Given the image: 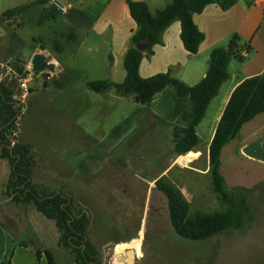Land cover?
<instances>
[{"label":"crops","instance_id":"1","mask_svg":"<svg viewBox=\"0 0 264 264\" xmlns=\"http://www.w3.org/2000/svg\"><path fill=\"white\" fill-rule=\"evenodd\" d=\"M14 1L20 2L15 5L18 7L37 0ZM68 1L71 8L64 15L67 19L66 29H75L77 36H95L98 42L94 43L89 50L95 53L101 47L106 50L100 62L101 77L96 80L108 79L113 82H122L125 78L117 77L122 75L116 70V66L119 64V59L123 61L130 46L132 33L136 28L128 10L127 0H76L80 6L86 4V9H82L78 4L74 5L73 0ZM132 1H144L149 9L151 8L150 0ZM96 7L98 9H94ZM7 10L9 9H5L0 14ZM19 17L0 19V33L8 35L9 31L6 28L17 24ZM194 21L205 35L198 54L190 55L184 48L180 37L181 23L176 20L164 31L162 43L154 47L153 55L143 59L140 75L147 78L170 72L173 77L182 80L188 86H194L207 73L211 51L218 47L226 48L235 35L239 37V45L243 47L242 55L246 60L237 64L235 61L230 63L229 79L222 85L218 96L209 105L210 107L215 99L221 97L215 112V126L207 144L208 153L216 126L234 89L245 79L264 73V0H238L229 10H222L218 5L211 4L201 14L195 15ZM41 42L36 40L39 48L27 61L22 60L25 64H29L32 57L41 52ZM10 44L11 42L9 46ZM247 47L250 48L249 51L246 50ZM52 60L58 64V71L52 78L56 79L61 91L69 90L71 96L66 97L68 101L64 97L61 108L60 138L56 135L48 136L46 142L48 148L44 151L38 148L36 152L34 148L38 145L33 143L30 137H25L21 129L20 142L30 145L36 155V165L32 174L33 182L46 187L50 192L56 194L63 192L81 206L86 201H90L86 197L90 195V192L88 193L86 189L90 186L94 188L95 179L100 173H103V178L106 177L104 181L108 188L117 189V186L112 184V178H126L131 186L130 189H135L137 192L142 188H145L147 193L155 189V181L162 175H167L174 167V163L170 162L168 166L163 165L158 168L156 161H148L147 150L149 147H156L160 141L163 142L166 128L171 129L172 126L180 124V116L189 109V104L180 101L174 92L168 89L146 105L135 103L137 106L131 113H122L120 107L130 101L133 102L132 99L120 97L113 91L96 93L94 101H90L92 109L89 111V119L86 120L84 119L86 105L80 98L83 95H90L86 91H91L87 87V83L91 80L83 77L82 70L66 67L59 59ZM232 70L234 72L231 73ZM80 82L82 84L78 85ZM33 91L34 89L31 88L28 99L31 98ZM222 91H224L223 95ZM28 111L29 105L22 106V115ZM98 120L112 121L106 128L101 129ZM166 124L169 126L165 127ZM137 133L141 135L146 133V142L129 144L130 139ZM147 141L150 143L149 146ZM58 148L62 151V156L56 151ZM199 149L200 145L198 151ZM163 155L162 153L161 156ZM220 159L222 174L228 187L251 188L264 182V113L242 126L239 135L222 149ZM131 162L136 167H133ZM127 163L135 169L131 167L129 169ZM151 171L154 172L152 176H150ZM203 173H208V169H205ZM8 200L11 198L9 197ZM26 207L28 206L14 209L8 217L0 213V262L4 260L7 250L13 243L21 242L22 229L25 226L24 223L18 226L19 220L16 215L20 213L21 218L28 219L27 215L34 213V210L30 206ZM34 217L37 218L36 214ZM47 236L49 238L48 234ZM27 243L28 247H16L11 264H48L44 254L40 263L38 262L35 250H50L40 247L42 244L40 240H33V242L30 240Z\"/></svg>","mask_w":264,"mask_h":264},{"label":"rangeland","instance_id":"2","mask_svg":"<svg viewBox=\"0 0 264 264\" xmlns=\"http://www.w3.org/2000/svg\"><path fill=\"white\" fill-rule=\"evenodd\" d=\"M170 2L172 0H150L151 12L155 14L157 10L163 9ZM16 3L20 2L0 0V13L5 9L15 7ZM72 3L78 4L76 0H73ZM78 6L82 9L87 7L86 4L81 6L78 4ZM45 8L48 9V5L31 7L19 15L17 24H12L10 28H6L9 31L8 35L0 33V60L6 62L27 61L39 48L36 38L42 41L40 49L41 46L45 48L41 52L50 54L49 60L59 59L66 67L82 70L81 73L87 80L95 81L101 77L102 66H100V62L106 54V50L101 47L96 52L97 54L89 50L94 43L98 42L96 41L97 38L78 35L79 44L65 43L63 36L67 33L66 17L59 15L55 20L40 24L39 20ZM94 9H98V7ZM55 40L64 43V52L58 53L53 43ZM9 42H11L10 46ZM79 45H81L80 48ZM95 54L96 56H94ZM237 63L239 62L235 64ZM116 70L122 75L117 77L122 79L124 76L125 78L126 71L121 59H119ZM34 74L35 76L32 77L29 84L30 89L32 88L34 91L31 98L26 99L22 105L23 107L29 105V111L22 115L21 106L19 122L24 131V136L30 137L34 141L33 143L38 145L34 148L37 152L38 148L40 151L48 148L46 145L48 136L56 135L57 138H60L62 133L61 108L64 104V97H70L71 93L69 90L61 91L53 81L55 78L47 81V85L44 86L46 79L43 75ZM6 83L9 84V82ZM81 84L82 82L78 85ZM11 85L17 92L16 83L13 81ZM86 92H89L90 95H83L80 100L86 105L84 119L88 120L89 111L92 109L90 101H94L97 95L93 91ZM223 94L224 91H222ZM219 99L212 102L206 116L197 127V134L201 143L199 151L193 152L198 153V157L189 158L193 160L192 162L186 165L176 163L178 157L176 158L173 153L172 127L165 129L163 142L160 141L156 147H149L147 150L148 161H156L158 168L163 165L168 166L170 162L174 163V167L167 175L181 189L190 202L192 211L214 212L222 208L213 191L210 173H203L205 169H208L206 149L215 126V112ZM135 106L137 105L130 101V103L120 107L122 108L121 112L131 113ZM93 107L95 108V106ZM111 121L98 120L97 122L101 129H104ZM166 125L165 127L169 126V124ZM140 135L141 133H137L132 137L129 144L141 143L142 141L145 143L147 140L146 133ZM20 136L21 133L18 137L19 141ZM100 137H103L102 133H100ZM149 144L148 142V146ZM56 151L62 156V151L59 148ZM162 153L163 156H161ZM131 165L136 167L132 162ZM131 165L127 163L129 169ZM133 167L131 168L135 169ZM153 173L151 171L150 176ZM9 174V161L0 158V213L7 217L11 216L14 209H21L26 205L8 200L6 184ZM105 179L103 173H100L95 179L94 188L92 189L90 186L89 189H86L87 192H90V195H86L90 201H86L81 206L74 200L75 204L87 213L88 238L98 249L102 264H129L127 261L130 258L133 260L132 264H264V182L259 183L262 184L261 187L249 194L253 220L248 221L242 231L222 234L207 240L193 241L181 238L174 231L170 221L167 199L160 191L153 189L147 193L145 188H142L138 190V193L135 189H130L131 186L126 178H112V184L116 185L117 189L108 188ZM26 206H28L26 208L30 206L34 213L27 215L28 219L24 220L16 211L19 220L18 226L23 225V223L25 226L22 229L20 240L25 242L40 240L42 243L40 247L49 249L57 264H75L71 252L58 246L59 233L55 223L40 214L33 205ZM34 214L37 218L34 217ZM118 242L119 244H116ZM123 244L127 246L118 251V246ZM135 245L139 246L136 247ZM120 255L124 256L126 260L120 262L118 259Z\"/></svg>","mask_w":264,"mask_h":264},{"label":"trees","instance_id":"3","mask_svg":"<svg viewBox=\"0 0 264 264\" xmlns=\"http://www.w3.org/2000/svg\"><path fill=\"white\" fill-rule=\"evenodd\" d=\"M237 2L238 0H172L169 5L154 14L146 2L127 0L128 10L136 28L123 58L126 77L122 82L108 79L90 81L87 87L99 94L113 91L116 95L130 98L139 105H146L168 89H172L180 101L190 106L181 114L180 124L172 126L173 153L177 158L198 151L201 139L197 134V127L206 116L211 101L218 96L222 85L229 79L230 63H242L246 60L242 55L243 47L239 45V37L235 35L226 48L218 47L211 51L207 73L194 86H188L173 77L170 72L144 78L140 75V66L146 56L153 55L154 47L162 43L164 31L176 20L181 23L180 37L184 48L190 55L198 54L205 35L197 27L194 16L201 14L211 4L218 5L222 10H229ZM47 3L48 0H37L14 7L4 12L0 19H12L35 5ZM49 7L44 9L40 24L55 20L60 15ZM63 39L67 44L77 43L75 29L67 30ZM53 43L57 51H64V43L58 40ZM141 44L144 45L142 51L137 48ZM41 50H45L44 46H41ZM246 50L249 51L250 48L247 47ZM53 81L58 86V82L55 79ZM14 94L15 89L11 83L0 84V158L7 159L10 163L7 195L15 203L33 205L40 214L55 223L59 233L58 246L71 252L75 264H102L98 249L88 238L87 213L65 193L50 192L46 187L33 182L36 155L30 145L18 140L11 146V134L21 113V107L13 100ZM262 113L264 73L245 79L234 89L208 147V173L212 178L213 191L222 206L220 210L192 211L190 202L168 175L164 174L155 181V189L167 199L172 227L181 238L193 241L207 240L222 234L242 231L246 223L253 220L249 194L262 184L252 188L228 187L222 174L220 158L222 149L239 135L242 126ZM18 246L28 247V243H13L0 264H11ZM43 254L48 264H57L50 251L36 249L38 262Z\"/></svg>","mask_w":264,"mask_h":264},{"label":"built area","instance_id":"4","mask_svg":"<svg viewBox=\"0 0 264 264\" xmlns=\"http://www.w3.org/2000/svg\"><path fill=\"white\" fill-rule=\"evenodd\" d=\"M48 5L51 8L55 9L60 15L67 14V12L71 8V4L69 3L68 0H48ZM45 55L49 59L50 54L48 52H46ZM50 61H52L55 64V71L50 74L49 79L52 78L53 76H55V74L58 71L57 62L52 60V59ZM19 68L23 69L21 74L18 72ZM34 73H36L37 75H38V73H39V75H43V73L35 72L32 69V66L30 65V63L25 64L24 62H21V61H15V62L0 61V84L6 83V82H9V84H10L13 81L16 83L17 92H15V94L13 96V100L15 102H17V106L21 107L25 103V100L28 99L29 94H30L29 84H30L32 77L35 76ZM43 77H44V75H43ZM20 116H18V119L15 123V128L11 134V146L15 145V143L18 141L19 134L21 133L22 126L19 122ZM187 155L179 156L176 159V163L179 165H183V164L186 165L187 163L192 162L193 160H190V159L186 160L185 159V157Z\"/></svg>","mask_w":264,"mask_h":264},{"label":"water","instance_id":"5","mask_svg":"<svg viewBox=\"0 0 264 264\" xmlns=\"http://www.w3.org/2000/svg\"><path fill=\"white\" fill-rule=\"evenodd\" d=\"M139 50H144V45L141 44L137 47ZM50 61L48 59V57L45 55V53L43 52H39V53H36L32 59L30 60V65L32 66V69L35 71V72H40V73H43L44 75V78L46 79V82L44 84V86L47 85V80L49 79L50 77V74L53 73L55 71V64ZM23 71L22 68H19L18 69V72L21 74ZM119 260H124L125 257L120 255L118 257Z\"/></svg>","mask_w":264,"mask_h":264},{"label":"bare ground","instance_id":"6","mask_svg":"<svg viewBox=\"0 0 264 264\" xmlns=\"http://www.w3.org/2000/svg\"><path fill=\"white\" fill-rule=\"evenodd\" d=\"M190 157L197 158V157H198V154L189 153V154L185 157V159H186V160H189ZM125 246H126L125 244L118 246V248H117L118 251H121ZM138 246H139V245H137L136 247H138ZM116 251H117V250H116ZM116 253H117V252H116ZM125 260H126V259H125ZM120 262H121V260H120ZM127 262H128L129 264H132V260H131V259H129Z\"/></svg>","mask_w":264,"mask_h":264},{"label":"flooded vegetation","instance_id":"7","mask_svg":"<svg viewBox=\"0 0 264 264\" xmlns=\"http://www.w3.org/2000/svg\"><path fill=\"white\" fill-rule=\"evenodd\" d=\"M126 245V244H125ZM127 246V245H126ZM135 246H137V245H135ZM131 255V254H130ZM131 260H132V258H130ZM132 263H133V260H132Z\"/></svg>","mask_w":264,"mask_h":264}]
</instances>
